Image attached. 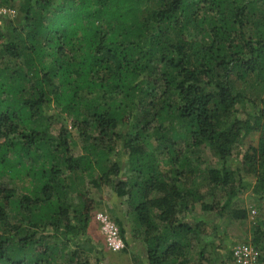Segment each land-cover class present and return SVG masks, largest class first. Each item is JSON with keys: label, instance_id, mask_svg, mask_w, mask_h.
Segmentation results:
<instances>
[{"label": "trees", "instance_id": "16d2710c", "mask_svg": "<svg viewBox=\"0 0 264 264\" xmlns=\"http://www.w3.org/2000/svg\"><path fill=\"white\" fill-rule=\"evenodd\" d=\"M0 9L15 12L0 16V264H104L85 248L90 196L104 188L117 209L127 203L141 264H203L215 220L246 219L232 207L251 184L264 201V0ZM250 135L257 146L231 164ZM204 147L218 168L194 165ZM187 174L211 204L185 189ZM252 245L264 264V221Z\"/></svg>", "mask_w": 264, "mask_h": 264}, {"label": "rangeland", "instance_id": "374dc122", "mask_svg": "<svg viewBox=\"0 0 264 264\" xmlns=\"http://www.w3.org/2000/svg\"><path fill=\"white\" fill-rule=\"evenodd\" d=\"M15 12L10 13L12 16ZM8 14L7 10L0 9V16ZM65 125L71 129L72 137L75 142V152L80 154L82 142L77 136V133L71 128L69 120L65 121ZM58 129H56V133ZM258 143L257 135H250L245 139L241 148L238 158L232 160L231 164H236L238 159L241 160L243 154L252 147H256ZM155 141L150 142V148L156 151ZM157 153V151H156ZM159 155V154H158ZM162 161H167V157H160ZM194 165L201 170L218 168V160L210 151L209 148H202L198 154L194 157ZM185 189H197L203 195V202L211 204L213 202V193L209 189H205L203 182L194 174H187L184 181ZM247 184V180H246ZM253 184H251L241 195L240 199L234 203L232 210H245L248 216L244 220H235L231 215H225L224 218L215 220L214 226L216 232L211 234L205 243L204 261L203 264H229V259L232 254V250L239 244L249 243L252 244V239L255 235L256 228L263 220L264 213V201H258L252 193ZM110 189H102L100 192L93 193L90 197L95 202V211L92 214L91 223L88 230V242L85 245L88 253L86 254L91 261H94L97 253H100V257L103 259L104 264H141V251L144 247L143 242L136 235L134 224L131 221V216L128 215L127 203L123 200V204L120 209H117L115 205L118 203L111 198ZM201 203L196 204L194 216L201 217ZM108 215L111 220L119 228L115 222L116 217L125 223V239L122 237L125 243V249L118 253H113L108 249L104 235L102 234L101 225L97 220V215ZM214 217L210 218L213 221ZM120 231V228H119ZM121 235V231H120ZM127 244V245H126ZM202 245L198 248V252L201 250ZM94 250V251H93ZM259 250V249H258ZM260 251V250H259ZM261 253V252H260Z\"/></svg>", "mask_w": 264, "mask_h": 264}, {"label": "built area", "instance_id": "2783aa9c", "mask_svg": "<svg viewBox=\"0 0 264 264\" xmlns=\"http://www.w3.org/2000/svg\"><path fill=\"white\" fill-rule=\"evenodd\" d=\"M9 14L13 11H8ZM97 220L101 225L102 234L105 237L109 250L113 253L121 252L125 249V243L120 235L119 228L108 215H97ZM233 264H263L260 251L249 243H242L232 250Z\"/></svg>", "mask_w": 264, "mask_h": 264}, {"label": "crops", "instance_id": "0c3cea01", "mask_svg": "<svg viewBox=\"0 0 264 264\" xmlns=\"http://www.w3.org/2000/svg\"><path fill=\"white\" fill-rule=\"evenodd\" d=\"M143 251H145V247H142V251H141L142 254H143ZM142 254H141V257H142ZM229 262H230L229 264H233L232 263V256H230Z\"/></svg>", "mask_w": 264, "mask_h": 264}]
</instances>
